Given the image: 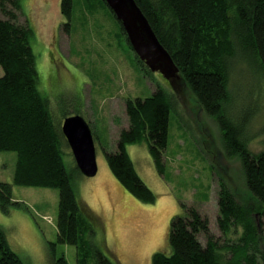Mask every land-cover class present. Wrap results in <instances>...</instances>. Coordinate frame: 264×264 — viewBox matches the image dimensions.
Segmentation results:
<instances>
[{
    "label": "rangeland",
    "instance_id": "rangeland-1",
    "mask_svg": "<svg viewBox=\"0 0 264 264\" xmlns=\"http://www.w3.org/2000/svg\"><path fill=\"white\" fill-rule=\"evenodd\" d=\"M22 4L24 12L18 13V20L24 24L29 16L33 22L31 44L41 92L61 127L60 112L66 111L67 116H83L95 133L98 173L77 181L80 197L102 221L95 228L93 245L117 264H152L155 253L170 251L168 234L172 218L181 213V202L199 208L221 245L239 239L243 235L239 225L226 233L220 230L218 201L222 181L241 203L248 202L241 160L228 153L216 120L199 108L186 85L176 82L175 90L160 72L149 71L115 16L99 0H75L68 33L63 28L66 21L60 0H22ZM158 87L172 93L174 102L165 174L156 169L146 144L127 147L138 174L157 195L155 203L149 204L119 182L104 149L116 150L122 130L130 126L126 100L148 98ZM229 88V114L235 119L245 114L247 146L253 153L264 152V78L238 54ZM64 150L75 162L66 140ZM17 158L16 152H0V181L13 182ZM13 198L23 206H13L9 213L0 208V224L19 256L27 264H54L62 256L69 264H78L77 247L57 243L59 190L14 186ZM199 240L206 245L204 235ZM261 250L264 253V241Z\"/></svg>",
    "mask_w": 264,
    "mask_h": 264
},
{
    "label": "trees",
    "instance_id": "trees-1",
    "mask_svg": "<svg viewBox=\"0 0 264 264\" xmlns=\"http://www.w3.org/2000/svg\"><path fill=\"white\" fill-rule=\"evenodd\" d=\"M99 1L110 10L105 0ZM136 2L179 67V81L199 108L216 120L228 153L240 158L249 199L241 203L224 182H219L220 230L226 233L233 225L243 229L239 239L223 245L199 208L181 202V213L172 218L168 234L170 251L155 253L152 264H264V152L253 153L248 148L245 114L235 119L228 112L229 79L236 55L264 78V0ZM74 5L75 0H60L67 33ZM21 11L22 0H0V66L4 69L0 77V152H16L18 156L13 182L0 181V208L9 213L13 206H23V202L14 201V186L58 189L57 243L76 246L78 264H117L91 241L102 221L78 193L77 181L83 175L76 162L68 159L61 123L39 88L31 44L35 30L29 16L26 23L19 22ZM173 109L172 93L161 87L148 98L127 99L130 126L122 130L116 150L104 149L112 173L144 203H155L157 195L138 174L127 147L146 144L156 169L164 175ZM67 113L60 112L64 119L69 117ZM200 234L206 237V245L199 240ZM54 246L50 247L54 250ZM0 264H27L11 246L1 224ZM54 264L69 262L62 256L55 258Z\"/></svg>",
    "mask_w": 264,
    "mask_h": 264
},
{
    "label": "water",
    "instance_id": "water-1",
    "mask_svg": "<svg viewBox=\"0 0 264 264\" xmlns=\"http://www.w3.org/2000/svg\"><path fill=\"white\" fill-rule=\"evenodd\" d=\"M124 28L136 55L151 72H160L175 88L180 69L163 46L136 0H105ZM62 131L71 147L75 162L84 177L98 173L93 130L81 115L64 119Z\"/></svg>",
    "mask_w": 264,
    "mask_h": 264
}]
</instances>
